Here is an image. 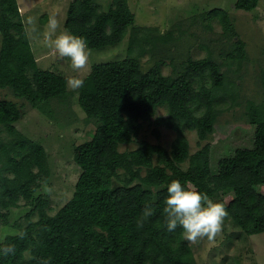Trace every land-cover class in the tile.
Returning <instances> with one entry per match:
<instances>
[{
  "label": "trees",
  "instance_id": "1",
  "mask_svg": "<svg viewBox=\"0 0 264 264\" xmlns=\"http://www.w3.org/2000/svg\"><path fill=\"white\" fill-rule=\"evenodd\" d=\"M259 2L235 4L251 11ZM200 17L208 18L210 27L217 18L226 36H238L227 9L211 7ZM65 27L83 37L88 48L114 45L129 35L128 56L94 64L78 90V103L94 130L74 147L81 174L73 196L54 214L48 197L38 192L50 174L47 150L17 127L20 104L0 98V220L10 225L12 209L23 201L33 206L26 221L13 224L18 232L0 240L16 247L14 256H0V264H42L49 258L50 264H196L183 229L165 230L163 208L172 180L210 199L220 197L228 218L248 235L264 232V193L257 189L264 185V101L247 105V118L256 125L254 146L222 157L214 173L211 143L192 152L185 129L196 130L200 143L208 139L221 112L218 97H237V82L223 69L224 62L210 51L179 66L172 60L171 74L164 73L162 60L144 70L141 57L158 41L175 38L173 30L160 35L155 26L137 24L129 0H110L107 8L99 0H72ZM0 30V89L11 88L18 98L52 113V101L70 95L67 77L39 66L18 0H0ZM226 58L241 65L246 43L235 39ZM159 106L168 113L157 115ZM145 122L154 124L158 137L160 126L176 131L170 149L147 139L121 149L138 139ZM228 192L234 195L227 201L221 193ZM146 204L155 215L138 227Z\"/></svg>",
  "mask_w": 264,
  "mask_h": 264
},
{
  "label": "rangeland",
  "instance_id": "2",
  "mask_svg": "<svg viewBox=\"0 0 264 264\" xmlns=\"http://www.w3.org/2000/svg\"><path fill=\"white\" fill-rule=\"evenodd\" d=\"M72 0H18L24 22L32 43V48L43 69H50L63 74L67 79L71 76L85 78L96 63L119 60L128 56L129 35L121 42L100 48H88L90 52L89 68L77 73L71 67L68 58H59L58 54L42 43L43 32L49 16L55 15L60 21L58 31H67L65 20L69 3ZM110 0H99L104 8ZM237 0H129L136 13V23L151 25L157 28L158 34L173 30L174 38L170 42L158 41L152 52L141 57L144 70L149 69L158 60H162L163 71L173 73L172 60L177 64L188 57L201 58L210 51L216 59L224 62L223 69L230 79L237 82L233 100L229 95H221L217 106L221 112L214 131L208 139L200 143L196 130L186 128L190 140L191 151L194 152L206 142H210L212 170L218 169V161L222 157L234 155L239 147L254 146L256 125L246 115L249 100L264 101V0H260L253 10L237 8ZM211 7H222L229 11L238 32L236 37L224 34L221 22L214 18L211 27L207 26L208 18L200 14ZM31 17L34 24L27 23ZM241 38L246 43L247 58L239 65L227 61L226 54L233 48L235 39ZM2 33L0 30V48ZM70 91L65 101L57 98L51 103L52 113L33 107L26 99L18 98L11 88L0 89V98L12 99L20 104L23 114L16 122L17 127L29 137L41 142L48 154L50 174L41 182L38 192L49 199V212L56 213L72 196L76 182L81 174V167L74 159V147L90 138L94 126L87 120L85 111L78 103V90ZM168 113L165 106H159L157 115ZM154 124L145 122L138 139L130 144H122L121 149L138 146V140L147 139L171 148L176 131L160 126V136L154 132ZM5 135V133L3 134ZM184 167L188 163L183 164ZM264 193V185H257ZM233 192L221 193L225 200L233 197ZM220 202V197L212 199ZM31 204L23 201L21 207L13 208L10 214V225L0 220V240L6 235L18 232L13 226L16 222L26 221V214L32 209ZM37 218V213L33 214ZM196 264H264V232L248 235L238 225L226 218L222 235L215 241L206 238L192 244Z\"/></svg>",
  "mask_w": 264,
  "mask_h": 264
},
{
  "label": "clouds",
  "instance_id": "3",
  "mask_svg": "<svg viewBox=\"0 0 264 264\" xmlns=\"http://www.w3.org/2000/svg\"><path fill=\"white\" fill-rule=\"evenodd\" d=\"M27 23L32 25L31 17ZM60 21L55 15L49 16L43 32V45L54 50L59 58H68L72 69L83 72L89 68L90 52L87 41L67 31H58ZM72 91L84 87V79L80 76H71L66 81ZM167 197L164 201L165 230L173 233L182 228L184 239L190 244H196L200 240L207 239L212 242L222 235L224 222L229 217V212L224 203L214 202L207 193L194 189H187L178 180H172L167 186ZM155 215L152 205L146 204L137 221L138 227H143L144 222ZM26 233H19L21 239ZM16 247L14 244L0 242V256H14ZM42 264H50V258L43 260Z\"/></svg>",
  "mask_w": 264,
  "mask_h": 264
}]
</instances>
